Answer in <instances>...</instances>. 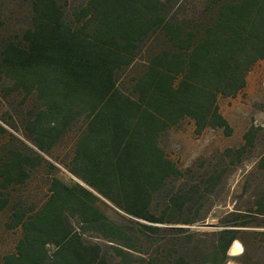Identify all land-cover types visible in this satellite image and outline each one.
<instances>
[{
    "label": "trees",
    "instance_id": "16d2710c",
    "mask_svg": "<svg viewBox=\"0 0 264 264\" xmlns=\"http://www.w3.org/2000/svg\"><path fill=\"white\" fill-rule=\"evenodd\" d=\"M2 1L0 80L9 93L36 101L27 137L49 153L75 132L71 182L53 176L39 208L14 207L7 227L21 228L22 237L2 264H228L236 240L244 249L239 264H264L254 251L255 242L264 245V229L249 232L261 228L250 219H264V193L254 211L230 213L219 229L179 230L182 240L169 249L166 240H151L163 230L150 225L206 223L202 202L220 180L209 178L197 198L195 189L166 198L169 182L183 174L161 138L186 120L197 135L232 134L219 99L241 94L264 59V0H201V10L185 0H9L25 23L15 38H3ZM126 71L134 74L122 82ZM245 140L253 145V130ZM43 162L9 151L0 189L26 184ZM104 202L119 220L101 209ZM9 204L0 198V210ZM130 225L145 231L137 236ZM88 234L106 244L87 242ZM197 238L208 246L193 258L187 245ZM153 241L165 251L147 261L141 247Z\"/></svg>",
    "mask_w": 264,
    "mask_h": 264
},
{
    "label": "rangeland",
    "instance_id": "374dc122",
    "mask_svg": "<svg viewBox=\"0 0 264 264\" xmlns=\"http://www.w3.org/2000/svg\"><path fill=\"white\" fill-rule=\"evenodd\" d=\"M200 1L185 0L184 2L186 6L193 4L201 10L205 5ZM1 10L2 18L6 20L3 38L17 37L25 26L21 9L12 1L10 3L6 0L1 2ZM132 74L134 72H123L120 74V80L122 82L129 80ZM8 88L9 84L0 80V126L4 130L0 135V166L11 150L31 156H41L44 162L33 171L31 180L26 184H14L7 190L0 189L5 194L0 198L10 200L9 206L0 210V264L6 255L15 251L22 237L21 228L7 227L14 207L30 211L39 208L47 199L50 179L53 176H57L66 183L71 182L72 177L66 169V164L72 157L75 143V132H72L49 153L38 150L25 132V124L30 119L31 112L36 109V101L33 97H26L18 92L9 93ZM219 106L232 128L230 136L221 129H208L197 135L194 123L186 120L168 130L161 138V146L183 174L179 179L169 182L165 192L166 198L169 199L176 193H186L194 189L198 193L195 195L197 198L199 193L205 194L206 181L209 178L214 177L220 180L217 187L207 194L202 202L200 216H208L206 223H197L192 226L150 224L159 226L163 230L160 234H152L151 240L156 237L166 240L165 242H169V244L164 243L167 249L171 248L174 240L183 237L179 230L195 232L206 228L219 229L232 220V217H229L230 213L254 211L256 202L264 193V169L259 166L264 156V59L257 62L248 73L245 90L235 98H220ZM79 128L80 125H77L76 130ZM250 130L254 131L253 145L245 147V135ZM51 165H54L56 169H53ZM99 206L112 218L120 219L116 214L117 210L110 204L104 202ZM250 221L254 226L261 227L250 228V233H252L251 230L264 229V219L258 221L250 219ZM130 227L137 236H141V231H145L138 225H130ZM85 240L90 243L106 244L95 234H88ZM204 241L197 238V242L187 245L193 258L196 254L204 252V248L208 246ZM260 241L255 242L256 260L264 258V245ZM235 242L242 245L239 240ZM197 245L201 246V251H196ZM163 247L164 245L148 242L141 247V250L147 254L148 261L152 260L156 254L164 252ZM134 257L142 256L137 253ZM114 264L122 263L115 260ZM228 264H239L237 256L232 257Z\"/></svg>",
    "mask_w": 264,
    "mask_h": 264
},
{
    "label": "water",
    "instance_id": "95a60500",
    "mask_svg": "<svg viewBox=\"0 0 264 264\" xmlns=\"http://www.w3.org/2000/svg\"><path fill=\"white\" fill-rule=\"evenodd\" d=\"M235 250L239 251V253L237 255L242 254V252H243L242 248H241V244H239L238 242H235L232 245V247L230 248V251H229L230 256H232V257L236 256Z\"/></svg>",
    "mask_w": 264,
    "mask_h": 264
},
{
    "label": "bare ground",
    "instance_id": "6f19581e",
    "mask_svg": "<svg viewBox=\"0 0 264 264\" xmlns=\"http://www.w3.org/2000/svg\"><path fill=\"white\" fill-rule=\"evenodd\" d=\"M240 244V243H239ZM241 248H242V251H243V247H242V245H241ZM235 253H236V256H238L237 254L239 253V251H236L235 250ZM240 255V254H239ZM235 257V256H234Z\"/></svg>",
    "mask_w": 264,
    "mask_h": 264
},
{
    "label": "crops",
    "instance_id": "0c3cea01",
    "mask_svg": "<svg viewBox=\"0 0 264 264\" xmlns=\"http://www.w3.org/2000/svg\"><path fill=\"white\" fill-rule=\"evenodd\" d=\"M238 257V256H237Z\"/></svg>",
    "mask_w": 264,
    "mask_h": 264
}]
</instances>
